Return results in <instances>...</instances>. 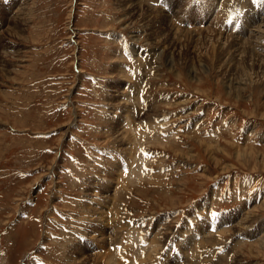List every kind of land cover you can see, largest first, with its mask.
I'll use <instances>...</instances> for the list:
<instances>
[{"label": "rangeland", "instance_id": "374dc122", "mask_svg": "<svg viewBox=\"0 0 264 264\" xmlns=\"http://www.w3.org/2000/svg\"><path fill=\"white\" fill-rule=\"evenodd\" d=\"M262 243L264 0H0V264H264Z\"/></svg>", "mask_w": 264, "mask_h": 264}, {"label": "bare ground", "instance_id": "6f19581e", "mask_svg": "<svg viewBox=\"0 0 264 264\" xmlns=\"http://www.w3.org/2000/svg\"><path fill=\"white\" fill-rule=\"evenodd\" d=\"M123 1V0H122ZM129 1V0H128ZM125 2V1H124ZM130 3V2H129ZM135 3V2H134ZM127 4V3H126ZM139 5H141V4H139ZM142 6V5H141ZM132 7H134V5L133 4H129L128 6H126V8H128L130 11L129 12H131L132 14L134 13L133 11H134V9L135 8H132ZM138 7V6H137ZM152 7V6H151ZM147 10V9H146ZM151 10V9H150ZM148 11V10H147ZM136 12V11H135ZM153 13V12H152ZM131 14V15H132ZM140 14V13H139ZM151 15V14H150ZM137 16V15H136ZM162 16V15H161ZM167 16V15H166ZM165 17V16H164ZM145 18V17H144ZM169 18V17H168ZM143 19V18H142ZM164 20V19H163ZM167 22H168V20H167ZM140 24H142V23H140ZM172 27H173V25L171 26V29H172ZM176 28L174 27V30H172L173 32L172 33H174V31H177V30H175ZM195 31V30H194ZM200 31V30H199ZM199 31H197V32H199ZM186 32L187 31H183V33H185L186 34ZM204 32V31H203ZM206 32H208V31H206ZM190 33V32H189ZM211 33V32H210ZM171 34V33H170ZM176 34H177V32H176ZM191 34V33H190ZM193 34V33H192ZM197 35V34H196ZM201 35H202V33H201ZM211 35V34H210ZM209 35V36H210ZM212 35H213V33H212ZM223 35V34H222ZM188 36V35H187ZM219 36V35H218ZM212 37V36H211ZM223 37V36H222ZM227 37V36H226ZM155 38V37H154ZM234 37H230V39H233ZM215 39V38H214ZM219 39V38H218ZM222 39V38H221ZM251 39V38H250ZM224 40V39H223ZM226 40V39H225ZM159 41V40H158ZM214 41V40H213ZM218 41H220V40H218ZM217 41V42H218ZM230 41V40H229ZM236 41V40H235ZM154 42V41H153ZM208 42H209V40H208ZM216 42V43H217ZM224 42V41H223ZM222 42V43H223ZM234 42V41H233ZM240 42V41H239ZM155 43V42H154ZM158 43H160V41L158 42ZM220 43V42H219ZM221 43V44H222ZM236 43H238V41L236 42ZM218 44V43H217ZM239 44V43H238ZM158 45V44H157ZM163 45V44H162ZM161 45V46H162ZM235 47V46H237V44H232V45H230V47ZM240 46V45H239ZM243 46V45H242ZM250 46V45H249ZM254 46H255V44H254ZM246 47V46H245ZM252 47V46H251ZM250 47V48H251ZM234 49V48H233ZM233 49H232V51H233ZM242 49V48H241ZM245 49V48H244ZM160 50V49H159ZM231 51V50H230ZM240 52V51H239ZM225 53V52H224ZM228 53H229V50H228ZM160 54V53H159ZM237 54V53H236ZM238 56V55H237ZM239 58V57H238ZM170 61V60H169ZM170 62H172V60L170 61ZM169 63V62H168ZM263 69V68H262ZM191 73V72H190ZM236 91V90H235ZM136 109V108H135ZM115 114V113H114ZM128 120V119H127ZM126 120V121H127ZM108 121H109V119H108ZM118 134V133H117ZM136 149H137V147H136ZM138 155V154H137ZM136 158V157H135ZM114 161H116V159H114ZM114 161H111L112 163H114ZM110 162V161H109ZM137 162V161H136ZM112 165H114V164H112ZM116 165H117V163H116ZM116 167V166H115ZM138 170H140V169H138ZM138 170H136V171H138ZM130 177V176H129ZM130 181H131V179H130ZM123 182H121V184H122ZM125 185V184H124ZM102 218V217H101ZM245 219V218H244ZM102 222V221H101ZM98 222H96L95 224H97ZM118 232V231H117ZM133 235H135L136 236V238L135 239H133V240H135L136 242H138V245L139 246H137V247H135L134 246V244H133V242H130V243H128L129 245H131L132 246V249H133V251H134V253L136 254V252H138V250L137 249H139V250H141L143 247H144V245L142 244V242H140V236H139V234L137 233V232H135V233H133ZM89 236V235H88ZM122 236V235H121ZM127 241H130L129 239H128V237H127V239H126ZM113 241V240H112ZM114 242V241H113ZM120 244V246L118 245V244H116V246L114 247V251H122V249L124 248V242L122 241V240H120V242H119ZM262 244H264V243H262ZM114 245V244H113ZM110 248H112L111 246H110ZM157 249V248H156ZM118 255V254H117ZM111 261V260H110ZM112 263H114V262H112Z\"/></svg>", "mask_w": 264, "mask_h": 264}, {"label": "crops", "instance_id": "0c3cea01", "mask_svg": "<svg viewBox=\"0 0 264 264\" xmlns=\"http://www.w3.org/2000/svg\"><path fill=\"white\" fill-rule=\"evenodd\" d=\"M7 2V1H6Z\"/></svg>", "mask_w": 264, "mask_h": 264}]
</instances>
